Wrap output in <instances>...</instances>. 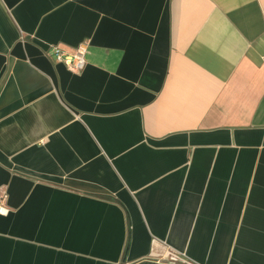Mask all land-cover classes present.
I'll list each match as a JSON object with an SVG mask.
<instances>
[{
    "label": "crops",
    "instance_id": "crops-1",
    "mask_svg": "<svg viewBox=\"0 0 264 264\" xmlns=\"http://www.w3.org/2000/svg\"><path fill=\"white\" fill-rule=\"evenodd\" d=\"M3 199L0 264H264V0H0Z\"/></svg>",
    "mask_w": 264,
    "mask_h": 264
},
{
    "label": "built area",
    "instance_id": "built-area-1",
    "mask_svg": "<svg viewBox=\"0 0 264 264\" xmlns=\"http://www.w3.org/2000/svg\"><path fill=\"white\" fill-rule=\"evenodd\" d=\"M88 43H83L78 47L66 49L61 45L50 46L48 55H52L57 62H60L68 67V69L74 73H81L86 69L88 54ZM9 210L5 207L4 199L0 202V213L7 214ZM171 258L173 261H177L183 264H196L188 259L183 258L180 254L171 252Z\"/></svg>",
    "mask_w": 264,
    "mask_h": 264
}]
</instances>
